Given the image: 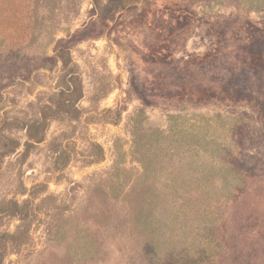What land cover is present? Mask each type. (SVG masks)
<instances>
[{
	"label": "rangeland",
	"instance_id": "obj_1",
	"mask_svg": "<svg viewBox=\"0 0 264 264\" xmlns=\"http://www.w3.org/2000/svg\"><path fill=\"white\" fill-rule=\"evenodd\" d=\"M0 264H264V0H0Z\"/></svg>",
	"mask_w": 264,
	"mask_h": 264
},
{
	"label": "trees",
	"instance_id": "obj_2",
	"mask_svg": "<svg viewBox=\"0 0 264 264\" xmlns=\"http://www.w3.org/2000/svg\"><path fill=\"white\" fill-rule=\"evenodd\" d=\"M60 51L63 52V50H60ZM64 70H65V76H64L65 84L62 85V88H61V90L59 92V95L60 96L63 95L66 98L65 104H63V105L70 106L74 99H76V98L79 99L80 98V97H77V95H81V92H80V90H78L74 86L75 85L74 80L76 79L77 73L74 72L73 70L69 71L67 69V65H64ZM42 120L43 121H47L48 117H43ZM29 135L31 137L30 130H29ZM31 142H32V140L28 139V141L25 143V148H29V147L33 146V143H31ZM15 216L19 217V213L15 214Z\"/></svg>",
	"mask_w": 264,
	"mask_h": 264
}]
</instances>
